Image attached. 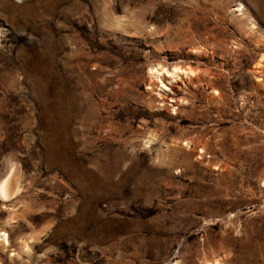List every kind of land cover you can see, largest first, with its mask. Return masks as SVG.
I'll use <instances>...</instances> for the list:
<instances>
[{
    "label": "rangeland",
    "instance_id": "obj_1",
    "mask_svg": "<svg viewBox=\"0 0 264 264\" xmlns=\"http://www.w3.org/2000/svg\"><path fill=\"white\" fill-rule=\"evenodd\" d=\"M5 181L0 264H264V0H0Z\"/></svg>",
    "mask_w": 264,
    "mask_h": 264
},
{
    "label": "bare ground",
    "instance_id": "obj_2",
    "mask_svg": "<svg viewBox=\"0 0 264 264\" xmlns=\"http://www.w3.org/2000/svg\"><path fill=\"white\" fill-rule=\"evenodd\" d=\"M173 74V73H172ZM171 74V75H172ZM10 185V184H9ZM8 186H7V184H6V181L4 182V183H2L1 184V186H0V193L1 194H3V195H6L7 194V192H8Z\"/></svg>",
    "mask_w": 264,
    "mask_h": 264
}]
</instances>
